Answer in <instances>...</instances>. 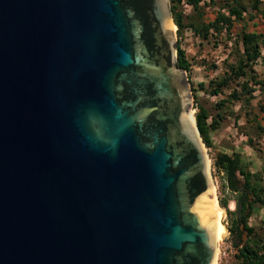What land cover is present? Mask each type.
<instances>
[{
	"label": "water",
	"instance_id": "obj_1",
	"mask_svg": "<svg viewBox=\"0 0 264 264\" xmlns=\"http://www.w3.org/2000/svg\"><path fill=\"white\" fill-rule=\"evenodd\" d=\"M174 26L170 0H0V264H214Z\"/></svg>",
	"mask_w": 264,
	"mask_h": 264
},
{
	"label": "trees",
	"instance_id": "obj_2",
	"mask_svg": "<svg viewBox=\"0 0 264 264\" xmlns=\"http://www.w3.org/2000/svg\"><path fill=\"white\" fill-rule=\"evenodd\" d=\"M177 34L180 36L190 30L203 41L211 42L214 38L219 41L223 35L232 38V29L236 23L245 21V14L251 9L264 15L263 0H225L223 8L218 12L213 22L203 21L205 15L202 2L205 0H170ZM247 1V2H246ZM208 3L205 1L204 5ZM185 6H190L197 17L187 16ZM255 16L250 14V19ZM264 35L243 31L236 43L234 62H225L222 75L211 79L208 83L200 82L195 85L192 81L193 64L181 42H177L178 65L188 75L193 92L196 122L208 149L215 148L213 134L221 130L229 117L235 122L246 116L243 127L247 135V144L258 155L262 166H258L251 158L235 149L221 150L214 157L213 167L217 176L223 182V191L233 198L226 196L219 199L221 209H226L232 217L229 224L233 233L246 234L247 239L237 247L234 264H264V233L262 229L250 224V219L264 209V124L259 120L264 113V72H257L255 66L263 60ZM205 63V62H204ZM217 69L215 64L211 65ZM259 92L260 100L257 101ZM199 93L210 97H222L214 106L213 113L200 103ZM254 101L257 104L254 105ZM239 103L241 113L236 114L232 107ZM258 109V112L256 110ZM231 202H235L233 211L229 210Z\"/></svg>",
	"mask_w": 264,
	"mask_h": 264
},
{
	"label": "rangeland",
	"instance_id": "obj_3",
	"mask_svg": "<svg viewBox=\"0 0 264 264\" xmlns=\"http://www.w3.org/2000/svg\"><path fill=\"white\" fill-rule=\"evenodd\" d=\"M205 1L208 3L207 5H204ZM205 1L201 3L205 9L203 21L206 23L213 22L216 19L218 12L221 10V8H223L225 0ZM184 9L185 14L187 16L197 17L196 12L193 10L192 7L185 6ZM262 10L264 12V4L262 6ZM250 14L254 15L255 18L251 20ZM243 31L249 33L255 32L264 34V15L258 12H253L251 9H249L248 12L245 14V21L236 23L234 25L232 29V38H227V36L223 35L219 38V41L215 38L211 42L203 41L196 37L194 33L190 30L184 31L182 35L179 36L175 27L176 41L181 42L182 48L186 50V53L193 64V71L191 77L195 85L199 84L200 82L208 83L211 79L222 75L226 68L225 62H227V60L230 63L234 62V52L236 49L238 36ZM212 64H215L217 66V69H214L211 66ZM255 68L259 75L263 74V60L258 62ZM256 95L258 96L257 101L260 100L261 97L259 96V92H257ZM199 97L200 103L203 106L207 107L212 113L214 111L215 104L222 98L210 97L203 93H199ZM257 101H254L253 104L256 105ZM262 101L264 104L263 99ZM232 108V110L235 111L236 114L241 113V105L239 103L235 104V106H233ZM192 111L196 116L197 109H195L194 97ZM256 112L259 113L258 109L256 110ZM246 120L247 119L244 114L242 115L238 123L235 122V118L229 117L223 128L213 134L215 148L208 149V153L211 159L212 171L215 178L218 201L220 198H223L225 196L227 198H233L234 196L228 193L227 191H223V182L219 178V176H217L213 167L214 157L217 152L225 149H235L239 152H242V154H244L246 157L251 158L253 161H255L256 164H259L258 166H262L261 160L258 158V155L247 144L248 137L247 135H245V130L243 128L246 125ZM259 120L262 122V124H264V113L260 114ZM262 143L264 144V138L262 139ZM235 207V202H231L229 205V210L233 211ZM221 217L223 221L226 222L228 225L232 223V217L227 211L225 212V210L223 209H221ZM250 224L253 226L260 227L262 229V232L264 233V209L260 210L250 219ZM246 239V234L241 236L239 235V233H233L228 231V234L220 243L218 264H234L236 262L235 255L237 253V247H240L242 245V242Z\"/></svg>",
	"mask_w": 264,
	"mask_h": 264
},
{
	"label": "bare ground",
	"instance_id": "obj_4",
	"mask_svg": "<svg viewBox=\"0 0 264 264\" xmlns=\"http://www.w3.org/2000/svg\"><path fill=\"white\" fill-rule=\"evenodd\" d=\"M174 30H175V26H174ZM193 111H191V114L193 115ZM215 187V193H216V201H217V207H218V212H217V226H216V240H217V254H216V258H215V262L214 264H218V255H219V251H220V243L221 241L224 239V237L228 234V229H227V223L223 221L222 217H221V209L219 206V201H218V197H217V191H216V185Z\"/></svg>",
	"mask_w": 264,
	"mask_h": 264
},
{
	"label": "crops",
	"instance_id": "obj_5",
	"mask_svg": "<svg viewBox=\"0 0 264 264\" xmlns=\"http://www.w3.org/2000/svg\"><path fill=\"white\" fill-rule=\"evenodd\" d=\"M253 33H255V32H253ZM258 34H260V33H258ZM264 35V34H263Z\"/></svg>",
	"mask_w": 264,
	"mask_h": 264
}]
</instances>
